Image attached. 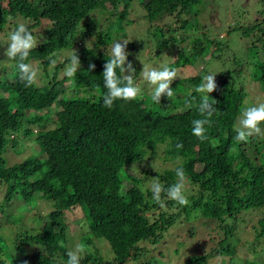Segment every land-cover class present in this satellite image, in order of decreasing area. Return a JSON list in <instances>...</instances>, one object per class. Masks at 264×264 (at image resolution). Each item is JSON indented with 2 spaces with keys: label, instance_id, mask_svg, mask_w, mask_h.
I'll return each mask as SVG.
<instances>
[{
  "label": "trees",
  "instance_id": "trees-1",
  "mask_svg": "<svg viewBox=\"0 0 264 264\" xmlns=\"http://www.w3.org/2000/svg\"><path fill=\"white\" fill-rule=\"evenodd\" d=\"M193 1L0 0L2 36L9 37L18 25L17 21L13 22L12 28L4 31V18L11 15L23 20L32 34H38L39 47L48 49V56L43 57L44 68L53 61L55 53L71 49L77 52L81 62L75 77L55 78L56 70L68 63L71 54L68 53L55 66L51 83L27 87L19 79L16 62L10 63L9 70L10 64L0 66V155L7 143L15 147L18 133L32 137L34 150L38 151L37 155L0 168V185L6 186L0 201V217L17 225L15 212L10 207L14 203L13 196L19 195L26 201L38 195L51 204L42 218L40 230H17L12 236V245L6 246L24 254L21 263L66 264L70 248L62 234L68 226L64 220L68 214L65 218L63 212L76 205L80 208L72 219L81 223L79 232L86 236L84 244L87 246L80 264L107 263L94 248L88 250L89 246L93 247L92 239L96 238L106 240L112 253L109 263L134 261L141 250L139 243H155L175 219L185 220L191 213L206 224L205 228H210L211 222L220 228L217 223H224L227 218L233 221L221 228L224 230L221 241L213 244L209 237L211 245L206 247L201 242L198 252L193 248L182 264H207L206 260L216 256L229 255L227 259H232L233 247L222 244L226 236L233 234L237 213L251 207L256 182L264 178V158L261 164L259 159L256 165L254 163L260 149L259 137L238 142L234 127L245 109L243 101L249 96L242 85L246 76L257 87H252V92L258 88L264 92V61L256 60L255 64L244 68L238 65L221 72L208 71V62L219 60L214 52H221L226 45L215 42L217 46L212 49L214 41L205 34L190 42L187 36L193 27L181 16ZM134 2H138L144 12L141 19L135 20L138 23L144 19L151 24L174 14L177 28L165 27L168 39L162 27L150 31L160 38L155 44V53L180 40L179 45H172L176 48L173 60L164 65L170 68L197 65L193 68L197 71L175 80L171 85L174 95L162 97L159 104L151 100L152 88H144L135 100H116L109 109L103 106L102 99L107 91L103 66L111 59L109 46L126 37L123 26L132 24L129 16ZM258 3L264 13V0ZM97 11H101V17L93 16ZM42 21L50 23L49 27L33 33ZM258 27L259 24L245 25L241 33L248 36L257 30L264 34V24ZM91 38H94L93 43L88 45ZM127 47L131 50L127 51ZM260 47L264 48V42ZM132 48L128 43L125 65L131 62ZM89 64L95 65L90 73L87 72ZM136 74L135 68L134 78ZM208 74H216L217 89L209 97L217 101L214 106L219 113L211 118L210 127L205 126L208 139L200 142L192 135V121L202 118L198 112L200 94L194 89ZM117 75L124 76L119 69ZM183 85L191 86L184 97L177 94ZM50 108L55 125L46 128L43 124ZM32 124L38 126L37 131L28 127ZM177 143L183 147L177 149ZM134 164L139 176L127 170L128 165ZM181 166L187 177L184 195L189 204L180 206L165 199L161 207L152 199L150 179L157 177L166 188L177 181L175 169ZM34 174L37 177L31 179ZM154 211L155 216L150 220L146 213ZM20 222H23L22 216ZM263 235L264 219H261L255 239ZM5 241L0 234L1 257L2 251L10 252ZM3 257L0 264H9ZM240 264L255 263L243 261Z\"/></svg>",
  "mask_w": 264,
  "mask_h": 264
},
{
  "label": "rangeland",
  "instance_id": "rangeland-1",
  "mask_svg": "<svg viewBox=\"0 0 264 264\" xmlns=\"http://www.w3.org/2000/svg\"><path fill=\"white\" fill-rule=\"evenodd\" d=\"M130 9V20L131 25L125 24L123 26L124 33L126 35L123 40L120 42H128L133 45V48L130 52L131 63L137 69V74L134 78L136 85L140 90L144 88H152L147 81L144 80L142 76L143 68H156L162 69L166 64L173 60L174 53L176 48L172 45L177 46L180 43L179 41L171 42L167 45L166 48L162 49L160 52L155 53V44L159 37L153 36L150 32L154 27H162L165 33V38H169L168 32L165 31V27L177 28L176 17L173 15L167 17H162L159 21L154 23H147L144 19L139 23L135 22L136 19H141L144 15V12L140 9L138 2H134ZM261 7L258 3V0H195L189 4L183 11L181 16L182 20L188 21L193 29L190 30V35L188 33L187 38L190 42L193 39H200L203 34L207 35L212 42V49L217 45L215 42H221L225 44L226 47L222 49L221 52L215 51L214 54L219 55V60L210 61L207 65V70L211 73L221 72L225 69H232L234 66L241 65L244 67L251 66L256 63V60L264 61V48L261 49V43L264 42V34L254 31L253 34L244 36L242 35L241 27L243 26H252L259 24L258 28H261L264 24V13L260 10ZM101 11L93 13V16L99 17ZM101 17V16H100ZM17 21V22H16ZM13 22L24 23L23 20L13 18L11 15L4 18V31L6 29L12 28ZM26 25V23H24ZM50 23L47 21H42L40 27L34 29L32 32L40 33L43 27L48 28ZM10 35V34H9ZM35 35V34H33ZM257 36L261 41H257L255 38ZM38 40H41L38 37V34L35 35ZM94 38L90 39V43H93ZM9 37L2 36L0 34V66L7 67L10 63L15 62L12 59H9L5 56L6 48L9 44ZM41 43V42H40ZM33 49L26 63H30L33 68L37 69V86H42L47 83H51L53 73L55 72V66L58 63L62 62L63 58L71 53L70 51H61L55 53V64L52 61L44 68L42 66L43 57L48 56V49L39 47ZM215 45V46H214ZM110 45V51L112 49ZM136 48V49H135ZM169 49V51L167 50ZM131 49L127 47V51ZM208 60L210 58L208 57ZM12 64L9 65L8 70ZM62 65V64H61ZM56 70L55 78H61L63 70L66 64L62 65ZM197 65L192 67L185 66L183 68H173L177 72L176 80L179 81L184 79L185 75L188 76L194 75L197 71L195 68ZM127 67V65H125ZM7 72V71H5ZM6 74V73H5ZM124 74V73H123ZM128 73L125 72L124 75ZM247 74V73H246ZM245 74V75H246ZM249 77L246 76L243 85L244 91L249 95L243 101L244 107L255 106L264 100V92L260 88L254 89L252 92V87L257 88L249 81ZM175 81V80H174ZM66 85V84H65ZM180 91H177V94H182L184 97L186 93L189 92L191 86L183 85L178 88ZM251 94V95H250ZM229 98V96H228ZM52 108L48 109L47 114H45V126L46 128L53 127L55 122L52 120L53 116ZM237 124V123H235ZM32 130L37 131V125L32 124L28 125ZM264 129V125H262ZM17 134V133H16ZM258 141H260V149L258 148L259 154L256 155L254 159L255 165L259 159L260 164L262 163V158H264V136H257ZM32 137H23L20 133L16 136L15 147L7 143L4 150L1 151L0 158V168L2 166H8L13 163L20 162L29 155H37V149L34 150V145L32 143ZM29 148L31 151H29ZM146 157V155H145ZM3 161V162H2ZM150 162V161H148ZM135 165V164H134ZM132 165L127 166L129 174L134 176H139L137 168ZM124 169V168H123ZM264 169V164H263ZM31 179L37 177V175L30 176ZM127 181V180H126ZM124 181V184L126 183ZM129 183V181H127ZM139 187L141 185H138ZM187 187V186H186ZM5 184L0 185V201L5 192ZM264 178L256 182L253 193L252 205L249 209L241 210L234 217L236 227L231 236H226L222 246L229 245L234 249V255L231 260H228L227 257H212L205 261L207 264H240L243 261L253 262L255 264H264V235L258 239H255L256 231L258 229V221L264 219ZM16 199V200H15ZM14 203L10 206L11 209L15 212V217L17 218V225L5 217H0V234L5 237V247L12 245V236L14 232L24 230L26 228L32 230L33 232L40 230L42 228L41 222L42 218L48 213L51 209V204L42 198H39L38 195H34L32 199L22 201L20 196H13L11 201ZM75 208H69L64 210V219L68 226L66 230L62 233L66 237V243L70 250H73L78 243L85 242L86 236L80 234V224L79 220H73L72 217L78 215L79 206H74ZM156 211L147 212V216L152 220L155 216ZM22 216V221L20 222V217ZM9 222H8V221ZM233 221L231 218H227L224 223H217L218 226L211 222L210 228H205L202 221L193 213L190 214L185 220L175 219V222L163 231L161 237L155 243L149 241H143L138 244V247L141 248L139 256L134 261H126L124 264H182L184 259L191 254V250L194 248V252H198L199 244L202 242L208 247L209 237L212 238L213 244L221 241L223 239L224 230L221 229L225 226H229ZM11 222V223H10ZM205 226V227H204ZM213 230V231H212ZM17 231V232H18ZM103 238L92 239L93 247L89 246L88 250L91 251L93 248L95 252L101 257L105 264H111L110 259L112 253L109 249V246ZM8 249V247H6ZM30 249V248H29ZM28 249V250H29ZM10 252L6 253L2 251V257L9 264H23L21 263L24 254L21 252L8 249ZM0 254V260L2 259ZM29 264H32L31 261Z\"/></svg>",
  "mask_w": 264,
  "mask_h": 264
},
{
  "label": "clouds",
  "instance_id": "clouds-1",
  "mask_svg": "<svg viewBox=\"0 0 264 264\" xmlns=\"http://www.w3.org/2000/svg\"><path fill=\"white\" fill-rule=\"evenodd\" d=\"M9 44L6 48L5 56L16 62V67L19 73V79L25 83V86H32L37 81V69L33 68L30 63L25 61L29 57L30 52L35 49L41 40H38L26 27L24 23H19L15 30L9 35ZM127 42H115L111 49V59L104 64L102 73L104 88L107 90L103 95V106L111 109L114 101L122 100L125 102L133 101L140 94V88L134 81L135 68L131 62L127 63L129 53L126 51ZM55 64V61H52ZM81 67V62L76 51L72 50L66 64L63 74L66 77H75ZM117 69L120 72H127L123 78L117 75ZM95 70L94 64H89L87 72ZM142 76L147 83L152 86L151 100L157 104L160 103L162 97H172L174 92L171 85L177 78L175 69L164 66L162 69L143 68ZM216 74H208L203 77V81L195 87L194 91L200 94V102L198 104V112L202 117L192 121V135L200 142L208 139L206 135V127L211 126V118L214 114H218L219 110L214 106L217 101L210 99L209 94L217 89L215 82ZM191 103L188 107H191ZM264 102L255 106H250L242 110L238 122L234 127L236 132L235 139L238 142H247L250 137L264 136ZM177 149L183 147L177 143ZM136 165H132L131 170ZM137 168V167H136ZM177 181L166 187L162 185L159 179L151 178L149 185L152 193V199L164 206L165 199L175 201L180 206H187L189 200L184 195L185 181L187 179L184 168L178 167L175 169ZM87 246L83 243H78L73 250L66 253L68 259L66 264H80L82 255L85 254Z\"/></svg>",
  "mask_w": 264,
  "mask_h": 264
}]
</instances>
